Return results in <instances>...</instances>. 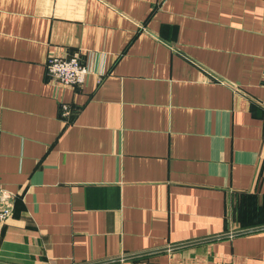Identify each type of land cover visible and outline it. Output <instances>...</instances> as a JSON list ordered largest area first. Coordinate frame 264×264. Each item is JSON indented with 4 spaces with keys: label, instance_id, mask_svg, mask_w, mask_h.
Segmentation results:
<instances>
[{
    "label": "crops",
    "instance_id": "obj_1",
    "mask_svg": "<svg viewBox=\"0 0 264 264\" xmlns=\"http://www.w3.org/2000/svg\"><path fill=\"white\" fill-rule=\"evenodd\" d=\"M0 190V264H264V0H0Z\"/></svg>",
    "mask_w": 264,
    "mask_h": 264
},
{
    "label": "built area",
    "instance_id": "obj_2",
    "mask_svg": "<svg viewBox=\"0 0 264 264\" xmlns=\"http://www.w3.org/2000/svg\"><path fill=\"white\" fill-rule=\"evenodd\" d=\"M49 82L56 87H77L85 83L92 71L83 64L80 54L71 57L50 56L47 65ZM72 113V107L68 104L61 106V119L68 120ZM13 196L4 190H0V226L5 224L13 216Z\"/></svg>",
    "mask_w": 264,
    "mask_h": 264
}]
</instances>
